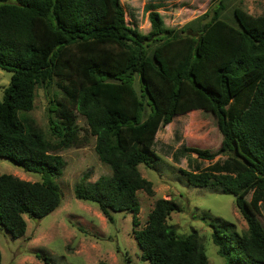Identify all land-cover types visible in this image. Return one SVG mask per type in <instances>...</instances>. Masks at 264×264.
Listing matches in <instances>:
<instances>
[{
  "label": "trees",
  "instance_id": "trees-1",
  "mask_svg": "<svg viewBox=\"0 0 264 264\" xmlns=\"http://www.w3.org/2000/svg\"><path fill=\"white\" fill-rule=\"evenodd\" d=\"M212 1L197 31L167 28L149 5L151 31L144 35L127 24L121 0H0V69L12 74L0 100V158L42 175L41 182L0 175V229L21 239L25 217L42 220L62 205L56 179L66 162L57 152L79 143L80 116L112 174L95 183L85 176L75 197L98 205L110 223L114 213L132 214L133 235L150 264H209L196 234L180 236L168 224L180 209L171 200H158L138 230V192L154 195L140 166L159 161L162 128L201 111L217 118L220 150L182 144L165 154L176 163L187 159L190 185L235 198L248 230L213 224L226 264H264V227L256 216L264 211V16L236 8L233 25L221 18L227 0ZM53 86L61 92L49 102L55 141L30 115L36 91ZM219 155L226 158L204 167Z\"/></svg>",
  "mask_w": 264,
  "mask_h": 264
},
{
  "label": "rangeland",
  "instance_id": "rangeland-1",
  "mask_svg": "<svg viewBox=\"0 0 264 264\" xmlns=\"http://www.w3.org/2000/svg\"><path fill=\"white\" fill-rule=\"evenodd\" d=\"M121 3L127 24L144 35L151 31L148 13L144 11L149 5L158 7L167 28H190L194 31L199 29L205 14L215 7L212 0H121ZM225 5L221 18L233 25L236 24V8L255 17L264 16V0H227ZM11 76V73L0 69V100H3ZM60 96L57 86L47 91L39 88L30 113L51 141L56 137L51 132L49 102ZM77 126L80 128L79 143L57 152L66 162L62 175L56 179L63 193L62 205L42 220L25 217L27 232L21 239L15 240L5 229H0L2 264H46L45 257L49 259L48 264H150L143 259V250L133 235L132 214L114 213V221L110 223L98 205L75 197V187L85 176H89L90 183H95L101 176L112 174L111 168L96 154V138L88 132L85 118L79 116ZM222 139L217 118L212 113L191 112L176 118L158 132L155 153L159 161L152 168L145 165L139 168L142 176L152 182L154 195L138 192L141 205L138 230L146 227L149 214L158 200H171L180 209L171 213L168 224L180 236L196 234L206 250L209 264H226L213 243V224L222 220L234 225L240 233L248 230V224L233 196L190 185L186 176L190 171L187 159L176 163L165 152H168L167 146L176 150L184 144L189 148L217 153ZM225 158L219 155L203 165L206 167ZM0 175H13L29 182H41L42 179L41 174L27 173L3 158H0ZM250 200L251 195H248L246 202L249 207ZM256 216L264 227V211Z\"/></svg>",
  "mask_w": 264,
  "mask_h": 264
}]
</instances>
